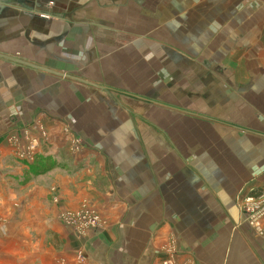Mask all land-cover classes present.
<instances>
[{
    "label": "crops",
    "instance_id": "0c3cea01",
    "mask_svg": "<svg viewBox=\"0 0 264 264\" xmlns=\"http://www.w3.org/2000/svg\"><path fill=\"white\" fill-rule=\"evenodd\" d=\"M260 193L264 0H0V264H264Z\"/></svg>",
    "mask_w": 264,
    "mask_h": 264
},
{
    "label": "rangeland",
    "instance_id": "374dc122",
    "mask_svg": "<svg viewBox=\"0 0 264 264\" xmlns=\"http://www.w3.org/2000/svg\"><path fill=\"white\" fill-rule=\"evenodd\" d=\"M13 143L15 144V148H16V152H14V154L18 159H20L19 160L20 163H28V161H29V163L31 165L36 160V158L39 154L38 152H24L25 149L28 147V146H26V145H28L27 143L24 144L21 140H17V141L15 140ZM70 144H73V146L75 147L74 141H71ZM31 172L32 173L28 172V174L29 175L36 174V172H33V171H31ZM261 194L262 193H260L258 195H261ZM49 195H50L49 197L51 198V201L54 204V206L55 205L56 206L61 205L62 196L60 195V192H59V189L57 186L53 185L50 188ZM241 203H242V200H241ZM241 203H240V206L242 205ZM82 212L85 215H81V218H91L92 220L94 217L98 218L97 223H96L97 229H95V226L86 225L84 230H81L80 227H79L80 230H78V229H76V226H74L78 222V220H76V219L66 220L63 217V214L78 215V213H82ZM58 217H59L60 223H62L65 227H67L70 230H72L73 232H75L78 236H87L89 234V232L101 231L107 227V223H108L107 220L105 219V217L102 216V214L89 203H83L78 208H72L69 206L61 208L59 210ZM261 225H262V227H264V218L261 220ZM256 232L259 235L264 236V233H262L260 230H257Z\"/></svg>",
    "mask_w": 264,
    "mask_h": 264
},
{
    "label": "built area",
    "instance_id": "2783aa9c",
    "mask_svg": "<svg viewBox=\"0 0 264 264\" xmlns=\"http://www.w3.org/2000/svg\"><path fill=\"white\" fill-rule=\"evenodd\" d=\"M72 141L75 142V147L72 144L73 150L78 151L80 146L79 140L74 138V140ZM31 150H34L33 145L28 147V152H31ZM241 200H242L241 203L242 205L240 206V209L244 214V219L254 228L255 231L260 230L262 233H264V227H262L261 225V220L264 218V193L256 196H247L245 198H242ZM81 215H85V214H83V212L78 213V215L63 214V217L66 220H74V219L78 220V222L74 225L78 230H80V228L81 230H84L86 225L95 226V229H97L96 227V223L98 219L97 217H94L92 220L91 218H81Z\"/></svg>",
    "mask_w": 264,
    "mask_h": 264
},
{
    "label": "trees",
    "instance_id": "16d2710c",
    "mask_svg": "<svg viewBox=\"0 0 264 264\" xmlns=\"http://www.w3.org/2000/svg\"><path fill=\"white\" fill-rule=\"evenodd\" d=\"M47 164L51 165L49 158L38 155L36 160L31 164V170L33 172H39L41 167H45Z\"/></svg>",
    "mask_w": 264,
    "mask_h": 264
}]
</instances>
